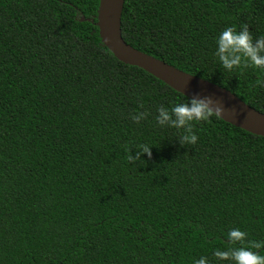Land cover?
I'll list each match as a JSON object with an SVG mask.
<instances>
[{
	"label": "trees",
	"instance_id": "1",
	"mask_svg": "<svg viewBox=\"0 0 264 264\" xmlns=\"http://www.w3.org/2000/svg\"><path fill=\"white\" fill-rule=\"evenodd\" d=\"M99 8L0 0V264H232L213 255L240 246L229 229L264 240V137L213 115L182 146L155 115L188 97L117 59ZM241 24L264 36V0H125L122 13L134 48L264 113V74L213 55ZM140 144L151 157L129 162Z\"/></svg>",
	"mask_w": 264,
	"mask_h": 264
},
{
	"label": "clouds",
	"instance_id": "2",
	"mask_svg": "<svg viewBox=\"0 0 264 264\" xmlns=\"http://www.w3.org/2000/svg\"><path fill=\"white\" fill-rule=\"evenodd\" d=\"M214 57L219 66L226 71L234 69L254 68L264 74V36H258L253 40L248 25L241 24L239 30L234 26H225L214 38ZM260 87H264V80H260ZM222 104L211 96L189 97L187 102L176 103L168 107L156 109L155 121L160 126L174 127L183 130L179 135V143L194 145L197 135L192 131L194 122H208L213 115H221ZM147 116V112H137L135 122H139ZM135 156L131 153L127 159L129 162L138 160L141 153L151 157L150 146L138 145ZM246 233L239 228H231L226 233L229 244L238 243L240 246L227 250H215L213 255L218 260H230L232 264H264V255L251 249L264 247V240L248 241L245 247ZM194 264H209L206 257L201 256L194 260Z\"/></svg>",
	"mask_w": 264,
	"mask_h": 264
},
{
	"label": "water",
	"instance_id": "3",
	"mask_svg": "<svg viewBox=\"0 0 264 264\" xmlns=\"http://www.w3.org/2000/svg\"><path fill=\"white\" fill-rule=\"evenodd\" d=\"M125 0H100L97 25L103 44L121 62L144 69L186 97L211 96L223 107L222 120L264 137V113L245 103L231 91L182 71L127 43L122 34Z\"/></svg>",
	"mask_w": 264,
	"mask_h": 264
}]
</instances>
